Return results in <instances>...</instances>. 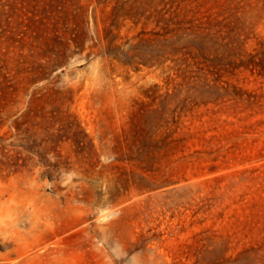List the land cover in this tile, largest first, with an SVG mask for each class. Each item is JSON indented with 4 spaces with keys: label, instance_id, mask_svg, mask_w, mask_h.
Listing matches in <instances>:
<instances>
[{
    "label": "rangeland",
    "instance_id": "rangeland-1",
    "mask_svg": "<svg viewBox=\"0 0 264 264\" xmlns=\"http://www.w3.org/2000/svg\"><path fill=\"white\" fill-rule=\"evenodd\" d=\"M0 264H264V0H0Z\"/></svg>",
    "mask_w": 264,
    "mask_h": 264
}]
</instances>
